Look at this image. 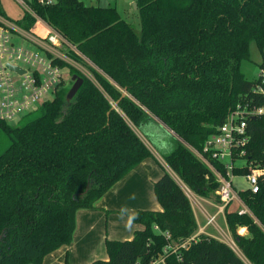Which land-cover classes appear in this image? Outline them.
Instances as JSON below:
<instances>
[{
	"label": "trees",
	"instance_id": "1",
	"mask_svg": "<svg viewBox=\"0 0 264 264\" xmlns=\"http://www.w3.org/2000/svg\"><path fill=\"white\" fill-rule=\"evenodd\" d=\"M135 1L139 29L113 6L81 0L44 6L31 0L76 46L80 54L71 56L93 77L59 61L69 66L71 77L83 78L70 102L72 78L17 123L0 119L8 141L0 154V264H42L47 254L70 244L78 210L95 208L151 156L134 127L152 116L183 140L164 156L171 169L196 194L217 197L220 183L193 149L203 150L240 100L264 104V96L253 92L256 79L242 69L252 42L264 53V0ZM0 14L8 17L1 3ZM15 20L29 30L35 26L29 14ZM248 133L246 157L264 167V120L250 119ZM248 172L247 166L235 168V174ZM154 190L162 210L125 211L144 227L131 239L107 238L108 259L91 264H149L169 245L198 232L192 203L170 172ZM240 196L253 215L231 205L225 215L244 257L225 241L199 233L178 250L181 260L170 253L167 264H264V177L257 193L246 189ZM242 226L250 236L237 232Z\"/></svg>",
	"mask_w": 264,
	"mask_h": 264
},
{
	"label": "built area",
	"instance_id": "2",
	"mask_svg": "<svg viewBox=\"0 0 264 264\" xmlns=\"http://www.w3.org/2000/svg\"><path fill=\"white\" fill-rule=\"evenodd\" d=\"M36 1L44 6L57 2V0ZM18 2L23 7V16L29 14L35 19V26L29 30L15 19L0 14V119L9 122L20 120L23 115L49 100L47 95H55L63 83H68L72 78L69 66H62L59 61L76 66L79 62L70 52L80 54L74 44L35 11L31 0H18ZM40 29L41 34L35 32H39ZM66 68L69 70L68 76L64 72ZM253 92L264 96V53L261 54L259 74ZM256 117L264 120V104H257L251 98L240 100L228 113L226 120L218 126L217 132L206 139L203 150L193 149L220 183L216 190L218 213H225L226 207L232 206L236 201L238 206L235 210L239 214L253 215L241 198L240 192L236 190L233 178L236 175V167L247 166L249 172L244 174L250 183L247 189L253 193H257L260 189L264 167L253 160L249 161L245 149L250 141L249 120ZM213 161L220 163L224 172ZM184 185L185 187L181 185L182 188L193 202L195 192L185 183ZM218 213L208 214L206 225L215 226ZM199 233L204 232L201 230ZM199 233L182 243L169 245L164 252L153 257L149 264H167L168 254L177 253L180 248H188L192 239ZM167 236L170 237L169 233ZM225 242L234 250L238 247L234 239ZM178 258L182 259L180 254Z\"/></svg>",
	"mask_w": 264,
	"mask_h": 264
},
{
	"label": "crops",
	"instance_id": "3",
	"mask_svg": "<svg viewBox=\"0 0 264 264\" xmlns=\"http://www.w3.org/2000/svg\"><path fill=\"white\" fill-rule=\"evenodd\" d=\"M134 129L152 152L151 156L145 158L114 184L100 198L95 208L78 210L73 241L47 254L42 264H91L97 259H108L107 238L131 239L137 229L144 227L140 223L132 222L125 211L162 210L154 185L166 171L170 172L166 167L164 156L173 150L175 142L180 139L172 129L155 116ZM198 198L201 205L198 209L205 221L204 224L201 223L194 211L200 224H198V233L202 230L223 241L234 239L236 242L228 227L225 213H218L217 199L194 193V199ZM191 203L194 205L192 201ZM216 213H218L216 225H206L207 215ZM209 228H212L214 233L208 231ZM237 232L240 235L250 236L245 226L239 227Z\"/></svg>",
	"mask_w": 264,
	"mask_h": 264
},
{
	"label": "rangeland",
	"instance_id": "4",
	"mask_svg": "<svg viewBox=\"0 0 264 264\" xmlns=\"http://www.w3.org/2000/svg\"><path fill=\"white\" fill-rule=\"evenodd\" d=\"M81 1H83L86 5H99V6H103V7L113 6L119 11V13L122 15V17L125 20L131 22L134 25V27H136L137 29L140 28L139 16H138L136 10L134 11V8H133V2H136L135 0H114V1H111V0H81ZM0 3H1V7H3L6 15L9 18L20 19L23 16V7L20 5L18 0H0ZM41 32L42 31L40 29L39 33L41 34ZM250 57H251L250 59L244 60L242 62V69H243L247 78L256 79L258 77V74H259V64L261 61V53L258 50V48L254 42H252L250 45ZM76 66L86 75L93 77L92 73L88 70V68L85 65L77 63ZM64 72H65L66 76H68L69 70L67 68L65 69ZM72 84H73V81H72ZM72 84L70 83L69 86L71 87ZM53 96H54L53 94H49L46 97L51 99V98H53ZM17 122H18V119L11 121V123H17ZM179 139L182 140L180 137H179ZM7 144H8V141L5 138V136L1 133V130H0V154L6 149ZM167 165H166V167L172 173L173 177L177 180V182L179 184H181L183 187H185L183 181L179 178V176L171 169V167L169 166L168 163H167ZM233 184L236 187V190L238 192L245 190V189L250 187V183L247 181L244 174H236L233 178ZM187 192H188V190H187ZM210 198L217 199L214 195L211 196ZM197 200L196 199L193 200V203L195 206L192 205V207H193V210L195 211V213L198 215L200 222L204 224L205 221H204L203 216L201 215V213L198 209V207H201L200 200H199V198ZM236 206H238V203L235 201L231 207H236ZM218 220L220 223L222 222L221 218H219ZM208 231H210L211 233H214L212 228H209ZM235 250L240 256L243 257L242 252L238 247H235ZM246 261L249 264L248 260H246Z\"/></svg>",
	"mask_w": 264,
	"mask_h": 264
},
{
	"label": "water",
	"instance_id": "5",
	"mask_svg": "<svg viewBox=\"0 0 264 264\" xmlns=\"http://www.w3.org/2000/svg\"><path fill=\"white\" fill-rule=\"evenodd\" d=\"M137 6H138L137 2H134L133 3L134 9H137ZM16 69H19V68H16ZM72 81H73V84L70 87V89H69V91L67 93V96H66V100L68 102H70L75 97L77 91L79 90V88L81 87V85L83 83V78L81 76H79L78 74H74V75H72ZM125 95H127V90L126 89L123 91L122 97H124ZM118 103H119V101H116L113 104L112 108H116ZM87 190H88V188L86 189V192H87Z\"/></svg>",
	"mask_w": 264,
	"mask_h": 264
}]
</instances>
